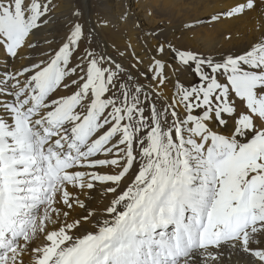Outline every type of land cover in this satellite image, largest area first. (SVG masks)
Wrapping results in <instances>:
<instances>
[{"label":"snow or ice","instance_id":"6c2138e0","mask_svg":"<svg viewBox=\"0 0 264 264\" xmlns=\"http://www.w3.org/2000/svg\"><path fill=\"white\" fill-rule=\"evenodd\" d=\"M56 6L0 0V264H264V35L145 60Z\"/></svg>","mask_w":264,"mask_h":264},{"label":"bare ground","instance_id":"6f19581e","mask_svg":"<svg viewBox=\"0 0 264 264\" xmlns=\"http://www.w3.org/2000/svg\"><path fill=\"white\" fill-rule=\"evenodd\" d=\"M236 0H54L57 5L54 21L45 38L62 36L73 22V11L82 13L80 22L94 30L101 46L110 49L145 54L146 48L155 47L158 41L167 40L188 49L201 51H235L264 35V11H254L234 20L213 23L207 17L222 12ZM195 29L180 30L184 24H201ZM197 25V24H196ZM131 55L128 61H131ZM26 61H21L24 63ZM4 63L0 59V64ZM12 65V62L9 61ZM19 66V63L15 65ZM172 95L168 84L164 90ZM105 201H99L103 204Z\"/></svg>","mask_w":264,"mask_h":264},{"label":"rangeland","instance_id":"374dc122","mask_svg":"<svg viewBox=\"0 0 264 264\" xmlns=\"http://www.w3.org/2000/svg\"><path fill=\"white\" fill-rule=\"evenodd\" d=\"M206 23V21L204 22V23H201V24H198V23H196V24H191V25H187V24H184L183 26H182V28H180V27H178L180 30H187V29H195L196 27H198V26H202V25H204ZM197 29V28H196ZM180 45H181V47H187V44L186 43H183L182 41H181V43H180Z\"/></svg>","mask_w":264,"mask_h":264}]
</instances>
